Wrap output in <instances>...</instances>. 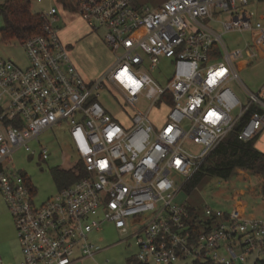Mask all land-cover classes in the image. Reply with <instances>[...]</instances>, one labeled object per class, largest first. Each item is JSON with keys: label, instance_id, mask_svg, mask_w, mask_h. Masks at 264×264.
<instances>
[{"label": "built area", "instance_id": "2783aa9c", "mask_svg": "<svg viewBox=\"0 0 264 264\" xmlns=\"http://www.w3.org/2000/svg\"><path fill=\"white\" fill-rule=\"evenodd\" d=\"M63 6L92 31L106 29L116 60L95 80L83 76L60 37L56 6L41 13L42 31L21 43L26 67L0 57V193L21 245L17 264L92 258L105 247L90 236L105 222L122 233L131 225L134 257L144 264L264 259V220L235 204L198 207L177 199L251 109L238 137L252 140L264 129L263 88L250 91L239 74L251 62L241 59L264 52V0H65ZM229 33L248 34L244 48L232 50ZM163 57L173 65L169 77ZM106 86L124 97L123 119L100 102ZM141 95L151 101L145 111L137 106ZM155 104L169 108L161 125L150 119ZM55 127H67L84 175L36 203L12 156L25 149L49 158L40 135Z\"/></svg>", "mask_w": 264, "mask_h": 264}, {"label": "rangeland", "instance_id": "374dc122", "mask_svg": "<svg viewBox=\"0 0 264 264\" xmlns=\"http://www.w3.org/2000/svg\"><path fill=\"white\" fill-rule=\"evenodd\" d=\"M4 0H0L2 3ZM154 2L156 0H148ZM65 0H31V10L34 14L48 11L51 6H56L60 37L70 48L74 62L80 68L83 76L95 80L102 76L115 62L116 54L106 42V29L91 30L87 23L75 14H69L64 9ZM3 17L0 16V57L4 59L14 58L19 66L26 67L29 59L24 46L16 39L5 41L2 38ZM248 34H227L225 39L229 47L244 48L245 37ZM256 52V56L249 59L246 55L243 60L251 62L240 70V78L243 84L252 92L264 97V52ZM160 66L168 77L172 74L173 65L170 59L163 57ZM235 89L242 100H246V92L239 85ZM99 100L106 109L117 119H123L124 109H128L124 103V97L109 86L100 90ZM151 105V101L141 95L137 106L145 111ZM168 107L159 108L155 104L150 111V119L156 125L164 123ZM188 122H185L187 125ZM40 139L49 150L47 159L39 155L27 152L25 149L17 150L12 156V166L26 174L30 183L35 187V202L42 203L55 196L59 190V183L53 172L56 169L72 168L76 165L77 155L70 144V135L67 127H55L44 131ZM256 147L264 151V129L258 135ZM38 148L39 144H35ZM190 148L196 150L198 145L191 144ZM261 176L252 171L237 168L236 172L228 179L217 176H206L191 193L184 189L177 199L198 207L210 205L215 208L229 209L234 204H243L244 213L249 217L264 220V196L260 191ZM179 184L183 178L177 180ZM133 232L131 225L127 233H122L116 224L105 222L100 231L91 234V239L105 247L92 258H87L75 264H128L129 259L138 252V246L129 236ZM0 256L5 264H17L22 256L21 245L17 237L16 227L8 206L0 193ZM176 264H196L191 261H178Z\"/></svg>", "mask_w": 264, "mask_h": 264}, {"label": "trees", "instance_id": "16d2710c", "mask_svg": "<svg viewBox=\"0 0 264 264\" xmlns=\"http://www.w3.org/2000/svg\"><path fill=\"white\" fill-rule=\"evenodd\" d=\"M0 16L3 17L2 38L5 41L16 39L19 43L29 37L40 33L43 26L41 14H34L31 10V0H4L0 3ZM251 109L243 118L235 130L230 133L207 157L197 171L189 178L184 186L187 193H191L195 187L206 176H217L228 179L237 168L252 171L255 175L261 176L260 191L264 196V151L259 150L256 145V138L248 141L238 137V131L244 122L250 117ZM59 183V189L70 185L84 175L82 162H78L72 168L56 169L53 172ZM26 175V174H25ZM27 180L29 178L26 175ZM30 182V181H29ZM33 193L35 187L31 184ZM196 264H210L196 261ZM128 264H144L132 256ZM255 264H264V259H259Z\"/></svg>", "mask_w": 264, "mask_h": 264}, {"label": "crops", "instance_id": "0c3cea01", "mask_svg": "<svg viewBox=\"0 0 264 264\" xmlns=\"http://www.w3.org/2000/svg\"><path fill=\"white\" fill-rule=\"evenodd\" d=\"M235 205H238V206H240L242 209H245L243 204H237V203H236ZM2 259H3V258H2Z\"/></svg>", "mask_w": 264, "mask_h": 264}, {"label": "snow or ice", "instance_id": "6c2138e0", "mask_svg": "<svg viewBox=\"0 0 264 264\" xmlns=\"http://www.w3.org/2000/svg\"><path fill=\"white\" fill-rule=\"evenodd\" d=\"M219 74H220V75H223V71H221Z\"/></svg>", "mask_w": 264, "mask_h": 264}]
</instances>
